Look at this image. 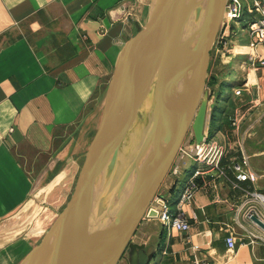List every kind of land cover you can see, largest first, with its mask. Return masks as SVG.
I'll list each match as a JSON object with an SVG mask.
<instances>
[{
	"label": "crops",
	"instance_id": "1",
	"mask_svg": "<svg viewBox=\"0 0 264 264\" xmlns=\"http://www.w3.org/2000/svg\"><path fill=\"white\" fill-rule=\"evenodd\" d=\"M151 1L0 0V264H21L66 208ZM252 71V86L225 102L205 132L225 149L218 168L190 161L182 169L184 178L206 172L183 208L190 232L147 217L140 224L133 242L156 251L151 264H264V244L248 240L255 222L235 211L246 192L264 196V69ZM236 164L255 180L239 181ZM178 179L162 185L173 198Z\"/></svg>",
	"mask_w": 264,
	"mask_h": 264
},
{
	"label": "water",
	"instance_id": "2",
	"mask_svg": "<svg viewBox=\"0 0 264 264\" xmlns=\"http://www.w3.org/2000/svg\"><path fill=\"white\" fill-rule=\"evenodd\" d=\"M226 6L227 0L151 1L145 28L108 89L72 197L21 264H119L124 256L128 264L152 263L156 251L148 253L133 238L145 217L158 218L162 206H149L189 132L198 145L206 140L205 90ZM185 25L190 47L177 64L175 42ZM175 87L182 95L173 102ZM150 91L153 110L146 112ZM125 185L128 194H122Z\"/></svg>",
	"mask_w": 264,
	"mask_h": 264
},
{
	"label": "built area",
	"instance_id": "3",
	"mask_svg": "<svg viewBox=\"0 0 264 264\" xmlns=\"http://www.w3.org/2000/svg\"><path fill=\"white\" fill-rule=\"evenodd\" d=\"M252 3L249 13L252 20L249 24L248 35L250 41L247 47L253 52L249 54V62L257 69H264V0H250ZM245 14V5L243 0H227V6L224 12L223 21L220 30H225L224 35L228 36L232 32L234 24L237 25L238 20H241ZM238 32V31H237ZM221 33V31H220ZM218 34L217 38H219ZM242 33V32H239ZM238 34V33H237ZM242 37V35H241ZM222 43V42H221ZM240 81V80H239ZM248 86V80L245 87ZM237 88V87H236ZM236 88L231 87L232 91ZM240 89H237L234 95H240ZM205 141L198 145L194 140L188 148L185 144L181 147L177 159L170 171L175 176H179L177 181H181L184 172L181 165L187 159H193L197 164L205 165L210 169H217L224 154L225 149L218 142H209L205 135ZM238 172V180L241 182L248 179L255 180V176H249L248 172L240 165L236 164ZM206 172L197 169L189 178H184L182 185L178 188L179 194L177 198H173L171 194L166 196L165 193H159L149 206V210H157L158 206H162V210L158 211L159 222L167 229L177 230L178 232L188 233L191 230V223L189 218L183 211L184 205L190 204L198 191L197 180L199 177L205 175ZM172 206H175L176 212H173ZM237 216L240 213H245V218L254 223V219H258L264 224V196L256 192H246V197L243 203L235 210ZM253 226V225H252ZM248 240L250 243L264 244V230L254 223V230L248 233ZM228 247L233 249L235 247L234 238L229 236L226 239ZM192 264H210L208 261L195 260Z\"/></svg>",
	"mask_w": 264,
	"mask_h": 264
},
{
	"label": "rangeland",
	"instance_id": "4",
	"mask_svg": "<svg viewBox=\"0 0 264 264\" xmlns=\"http://www.w3.org/2000/svg\"><path fill=\"white\" fill-rule=\"evenodd\" d=\"M243 2L245 5V14L241 18V20L237 21V23H239V24H237V25L234 24V26H233L234 28H233L232 32L227 33V34H229L228 36L224 35L225 30H220L221 33L219 31V33H220L219 38L216 39L214 48L211 52V63H210V68H209L207 86H206V90H205V94L208 98V107H209L208 120L206 123V131H205L206 133L208 132V127H210L212 124L213 125L215 124V121H214L215 116L217 114H219V116H221L220 115L221 112L220 113L216 112L215 107H214V106L218 105V103L221 104V102H222V100H218V96H221L223 93L224 98L230 97L229 99L231 100V98L233 96L236 97V95H234V93L236 92L237 89L243 88V90H247V88L251 87L252 84L254 83V76L255 75H254V72L252 71L253 67L245 66L246 64L244 63V60H243V58L247 57L245 54L247 52L245 50L246 48H243V47H244V45H247V40L249 38L248 29H249V24L252 20V17L249 13V10L251 8L252 3L250 2V0H243ZM239 32H242V33H239ZM241 35H242V37H241ZM235 54H238V55H235ZM240 58H242V59H240ZM235 62H237V64H235ZM248 74H249V76H248ZM247 79H249L248 80V86L245 87V83L247 82ZM233 81L237 82V85L235 83H233ZM222 84H226L229 87L227 86L228 88L225 89ZM231 87H234V88L239 87V88H236L234 91H232ZM243 90H241V91L243 92ZM225 92H226V94H225ZM228 102L225 103V107L228 106ZM221 106L223 107L224 104H222ZM232 108L229 111L230 114H233V112L235 110L234 108L233 109ZM206 133H205V135L208 136V134H206ZM194 140H195L194 133L191 130L189 132L185 142H184L185 147L188 148L191 144L194 143ZM207 140L209 142H215V141H213V138H210V137ZM190 161H192L193 163H196L193 159L187 158L186 162H185L187 164L184 165L185 164L184 163L183 165H181V168L184 170L185 168H187V166H190V163H189ZM174 177H176V179H177L179 176H175V175H173V173L169 172V175L165 179V180H167L166 181L167 184L170 181H172V179H174ZM182 179H184V177ZM160 190H161L160 192L165 193L166 196H168L170 194L169 192H166L165 187L164 188L161 187ZM108 200H110V199L108 196H106L104 199V202L106 201V203H108ZM172 210H173V212H176L175 206H172ZM136 240H138V239H136ZM119 264H128V256H124Z\"/></svg>",
	"mask_w": 264,
	"mask_h": 264
},
{
	"label": "bare ground",
	"instance_id": "5",
	"mask_svg": "<svg viewBox=\"0 0 264 264\" xmlns=\"http://www.w3.org/2000/svg\"><path fill=\"white\" fill-rule=\"evenodd\" d=\"M188 25L183 26V28L180 31V35L178 36L175 45H176V53L174 54V58H175V63L177 64H182L184 61V57L186 56L189 47H190V38L188 37ZM187 36V37H186ZM243 49V48H242ZM247 50V49H245ZM240 54V53H239ZM152 90V89H151ZM181 90H178L177 87L174 88L173 91V96H172V100L173 102L176 101V99H178L182 94H180ZM153 99V91H150L148 93V98L146 99L145 103H144V108L147 111H152V100ZM141 176V175H140ZM139 178V177H138ZM129 181V186H130V182H132V178L129 177L127 179ZM129 186H124V189L122 190V194L126 193L128 194V192L130 191V187Z\"/></svg>",
	"mask_w": 264,
	"mask_h": 264
},
{
	"label": "trees",
	"instance_id": "6",
	"mask_svg": "<svg viewBox=\"0 0 264 264\" xmlns=\"http://www.w3.org/2000/svg\"><path fill=\"white\" fill-rule=\"evenodd\" d=\"M223 85V87L226 89V88H228L229 86L228 85H226V84H222ZM228 86V87H227ZM226 94V93H225ZM222 95H223V93H222ZM218 96V100H222V102H221V104L220 103H218V105H216V106H214L215 107V111L216 112H221L220 110H221V108H222V110H223V107H221V105L222 104H224L225 102H228L229 101V98H227V97H225L224 98V95L223 96ZM228 99V100H227ZM187 179V178H186ZM178 194H179V191H177V196H178Z\"/></svg>",
	"mask_w": 264,
	"mask_h": 264
}]
</instances>
